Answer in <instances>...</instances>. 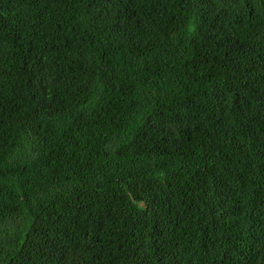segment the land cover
I'll return each mask as SVG.
<instances>
[{"label":"trees","instance_id":"16d2710c","mask_svg":"<svg viewBox=\"0 0 264 264\" xmlns=\"http://www.w3.org/2000/svg\"><path fill=\"white\" fill-rule=\"evenodd\" d=\"M0 264H264V0H0Z\"/></svg>","mask_w":264,"mask_h":264}]
</instances>
